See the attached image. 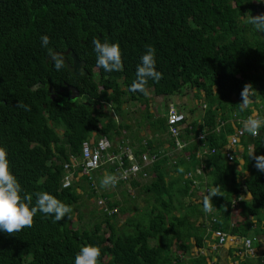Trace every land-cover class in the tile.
Returning <instances> with one entry per match:
<instances>
[{
  "label": "trees",
  "instance_id": "obj_1",
  "mask_svg": "<svg viewBox=\"0 0 264 264\" xmlns=\"http://www.w3.org/2000/svg\"><path fill=\"white\" fill-rule=\"evenodd\" d=\"M261 13L264 0H0V146L7 150L22 196L47 192L73 210L81 207L79 190L88 191L87 198L98 197L93 182L99 179L93 174L80 178L81 187L61 188L63 165L79 159L81 144L92 135L95 141L104 138L110 143L109 153L119 155L123 167L128 166L129 149L137 163L144 154L159 157L148 167L149 184L129 180L130 188L151 199L140 218L116 228L110 223L116 212H101L97 220L92 211V224L72 228L67 216L54 222L53 216L38 212L32 227L14 235L0 232V264H74L80 248L89 244L101 249L99 264H264V172L250 158L253 151L264 155V127L255 137L242 127L259 106L264 107V35H259L264 32L247 23L249 16ZM43 35L50 37L47 47L42 46ZM94 38L119 44L121 71L105 72L96 66ZM148 45L155 48L156 69L163 74L158 83L148 81V92L155 97L180 96L187 86L202 94L201 126L190 122L179 133L176 140L184 143L182 148L167 132L166 110H161L164 116L153 118L147 110L148 96L130 90ZM66 49L84 63L86 76L74 77L65 64L56 70L52 60L45 62ZM246 83L256 94L241 112L238 103ZM68 87L79 94L74 102L62 98L69 96ZM18 101L28 110L17 107ZM136 104L144 111L135 130L148 122L151 141L134 135L125 121ZM238 128L243 132L240 170L237 161L227 163L223 153L226 138ZM197 133L201 139L194 138ZM198 147L201 159L195 157ZM197 168L203 176L208 173L206 181L194 175L191 188L184 176ZM106 169L119 173L116 165ZM243 180L249 199L232 207L237 194H243L236 193ZM203 188L219 194L212 197L214 207L208 213L203 210ZM101 197L109 210L118 207L107 202V195ZM35 200L33 195V205ZM234 207L244 217L241 222L229 220ZM80 221L79 214L76 223ZM101 225L107 226L104 235ZM216 231L221 236L213 238ZM226 236L240 240L239 247H225ZM209 242L216 251L211 263V254H201L210 251L211 244L204 246Z\"/></svg>",
  "mask_w": 264,
  "mask_h": 264
},
{
  "label": "clouds",
  "instance_id": "obj_2",
  "mask_svg": "<svg viewBox=\"0 0 264 264\" xmlns=\"http://www.w3.org/2000/svg\"><path fill=\"white\" fill-rule=\"evenodd\" d=\"M247 23L251 24L257 31L264 32V13H261L255 16L253 15L249 16L247 19ZM263 35L264 34L260 33V38H262ZM41 42H42L43 47H47L50 43V37H48L47 35L41 36ZM92 44L94 45V51L96 53V66L98 68H102L105 72H113V71L122 70L123 68L122 53H121V49L118 43H110L107 40V38H104L103 42L101 41L100 38H94L92 41ZM49 51L51 52V50ZM64 52H67V54L62 55V53ZM64 52L53 53L50 58L45 60V62L52 60L53 66L55 67V69L60 70L61 67H63V64H65V67L66 65L69 66V64L72 61L70 58V55H72L77 61H79L76 55L70 50L66 49ZM66 57H68L69 61H67ZM162 78H163V74L157 71L156 69V50L153 46L148 45L146 47L145 53L141 57L140 63L137 65L136 79L132 82L130 86V90L133 92L138 91L144 94L145 96H147L149 94L148 89H147L148 81L151 79L154 82L158 83ZM68 88H71V87H68ZM67 93L69 94V92ZM255 94H256V90L251 83H246L243 86V89L241 92V102L238 103L239 110L241 112H244L246 109L249 108V106L253 102L252 98ZM17 107H23L26 110H28V106L24 105L22 101L17 102ZM169 109L174 110L171 107ZM253 113L255 114L248 116L242 122L243 130L249 133L251 137L257 136L259 134V130L262 127H264V118H262L264 117V108H261V106H259L257 111ZM257 114L259 115V117L256 116ZM183 125L185 126V128L187 127L185 118H184ZM199 136H200V133H197V135L194 138L197 139ZM240 138H239V143H240ZM90 139H93L94 143L102 142L106 146H104L105 150L101 154L100 164L97 166V168L92 170L87 176H81V177H86L90 179L91 173L100 170L99 168L102 166L107 168V166L116 165V168L118 171L121 168H128L131 164H136L141 169L140 173L142 172L145 173L146 175L145 177L149 178L150 173H147L148 167L153 162L159 160L158 155L156 157L155 155L148 156L147 154H144L140 156V162L137 163L135 162V159L132 154L133 150L129 149V150H126V154H125V156L127 157L126 159L128 162V166L123 167V161L121 157L119 155L116 156V155H112L109 153L108 149H109L110 143L106 139L101 138L95 141L92 135L90 138L85 140V142H87ZM178 142L181 143L180 140H178ZM226 146H227V143L224 146V148ZM200 150H201V147H198V152L195 153L196 159L202 158ZM241 154H242V148L241 146H238L237 148H235L234 157L230 161L226 160L227 163H231L232 160H235L237 161V164L240 167L243 162ZM7 156H8L7 150L4 147L0 146V232H4L8 235H14L15 233L23 230L26 227H29V228L32 227L34 223V217L36 216L38 212L43 213L46 216H53L54 222H59L66 216L68 217L69 220L72 218L70 215L73 211L71 206L61 202L55 196L47 192H36L34 194H25L22 196L21 195L22 186L18 182L17 177L12 173L10 169V162ZM249 156H250V153H249ZM107 157L112 158V161L107 162L106 161ZM142 157H145L146 159L145 162L142 161ZM250 158L255 160L256 162L255 167L257 168V170L260 172H264V155L255 156L254 151H253ZM79 159H76V160H79ZM118 164H121V166H119ZM106 168L104 170L105 172H106ZM179 171L182 172L183 169L181 168L179 169ZM207 174L208 173H205V175L203 176L200 168H197L194 171V174L193 173L185 174L184 179L190 180L191 188H192L196 184L195 180L191 179L192 176L194 175L202 176L203 177L202 182L204 183L206 181ZM140 177L141 175L138 174L136 178H130L129 180H133L137 182L136 181L137 178H140ZM145 177H142V178H145ZM80 178L78 179L77 182H79ZM129 180L127 181L128 183H129ZM62 183H63V178L61 180L62 189L68 188L71 185H73V183H71V185L69 186L62 187ZM100 183H101V187H104V188L112 187L118 183V178L116 174H107L102 178ZM137 183L139 184V182ZM200 192H201V197L203 199V210L205 212L213 211L214 206L212 203V197L219 195L218 192L211 188H203ZM33 195H35L36 197L35 205L32 204ZM241 195L242 194H240V196ZM247 197H248V194H247ZM242 200H245V199H241L239 197V194H237V198L232 200V206L234 205L235 202L242 201ZM106 209L109 210L107 208V204H106ZM210 225H212V223ZM210 225L208 226V229L211 228ZM216 233L219 236H221L218 231L214 232L212 236H214ZM226 237H224L225 246L229 242ZM209 244L212 245V242H209L207 244L208 247H209ZM232 246H233V243H232ZM234 247H237V246H234ZM214 248H215V245L213 244L212 248L210 249H214ZM208 254H210V251L208 252ZM100 255H101V249L99 248V246L91 245V244L82 246L75 256L74 264H99Z\"/></svg>",
  "mask_w": 264,
  "mask_h": 264
},
{
  "label": "rangeland",
  "instance_id": "obj_3",
  "mask_svg": "<svg viewBox=\"0 0 264 264\" xmlns=\"http://www.w3.org/2000/svg\"><path fill=\"white\" fill-rule=\"evenodd\" d=\"M260 35V34H259ZM190 88L183 87L181 90V94L180 96H169V97H155L153 96V94L151 92H149L148 99H149V106H147V110L148 112L153 116V118H159L164 116V114H166L165 112L162 113V111L166 112L169 110V108H173L174 110H176V108L178 110H180V113L184 116L185 120H186V124L188 125L190 122H195L196 123V127L201 126L200 124V119L202 116V110H203V105H201V97L202 94H199L196 91H192L189 90ZM66 102H69L67 100H65ZM72 102V101H71ZM137 105V104H136ZM264 108V107H261ZM103 112L108 113L109 114V110L106 107H103ZM130 113L128 116V119H126L125 121H127V123L130 125V131L135 135H137V137H143L144 141H151L150 138L153 137V135L150 133L149 130V124L148 122L143 121L142 122V129L139 131L135 130V122H137L139 120V116L141 113H143L144 111V106L143 105H137L135 107H130L129 109ZM189 111H192V113H189ZM115 123H119L120 120L118 118H115ZM117 121V122H116ZM122 122H124L122 120ZM198 130V128H197ZM152 133H154L153 131H151ZM57 134H60V131L56 132ZM165 136V135H164ZM166 137V136H165ZM165 137H161V140L164 142L165 140H167ZM228 140V138H226ZM153 141V139H152ZM116 145V143H113ZM238 146H241L240 143ZM238 168H240L238 166ZM105 169H100L98 171H95L93 173H91V175L93 174L94 176V180H97L95 178L99 179V183L101 182L102 178L109 174L108 169H106V172L104 171ZM240 170V169H237ZM150 176V175H149ZM246 176V175H245ZM80 177V176H77ZM136 178V177H133ZM150 178L145 177V178H137V182H139V185H147L149 184V180ZM243 180L241 182L240 187L238 188L237 192H243V194L239 197L241 199H245L248 200L249 196L247 197V194H245V184H244ZM78 183V182H77ZM77 183H73V185L81 187V182ZM99 183H97L96 181L93 182V190L96 191V195H98V197L96 196V198H87V195L89 194L88 191L86 192H82L78 189L77 192L81 194V207L78 209L73 210L72 212V218L70 219V225L72 228H81L83 225H86V222H88L89 224H92L93 222H91L92 220H96L94 218H91L89 216V213L94 211L97 217V220L99 219V217L101 216V208L98 205V202H103L104 205L103 207H106V202L105 200L101 197V195H107V202L111 205H116L118 207L110 210L115 213V219L112 218L110 220L111 224H114V226H116V228H120L122 225H124L130 218H140L142 215L145 214L147 208L146 206H149V203H151V199H149L144 193H140L138 189H132L130 188L129 183H125V184H121L119 186H115V187H101L100 185H98ZM101 184V183H100ZM175 192V191H173ZM95 197V196H94ZM233 207V206H232ZM120 209L123 210V212H120ZM118 210V211H117ZM216 210V209H215ZM214 210V211H215ZM208 213V212H207ZM206 213V214H207ZM81 216V221L76 223V218L77 216ZM111 216V215H110ZM210 219H213L212 217ZM229 220L231 221V223H234L235 221L239 220L240 222L242 220H244V217H242V215L239 214V209L234 207L231 211H230V216H229ZM197 223H199V220L197 221ZM106 225H101V232L102 235L107 233V229H106ZM211 227V225H210ZM208 229V227H207ZM207 232V231H206ZM104 233V234H103ZM213 237H217V235H214ZM228 239V243L226 244L225 247H229L232 246V243H235V246L239 247L240 244V240H234L233 238L230 237H226ZM232 241V243H231ZM208 243L204 244V246L206 247ZM237 247H230V248H237ZM207 249V247H206ZM172 252H174L175 248L171 247ZM191 252V256H194L193 253H195V251L193 249L190 250ZM202 255H206V256H211L209 257L210 260L209 262H215L214 259V254H216V251L213 249H210V254H208V252H202ZM208 258V259H209ZM231 263V260L229 261ZM209 264V263H208Z\"/></svg>",
  "mask_w": 264,
  "mask_h": 264
},
{
  "label": "built area",
  "instance_id": "obj_4",
  "mask_svg": "<svg viewBox=\"0 0 264 264\" xmlns=\"http://www.w3.org/2000/svg\"><path fill=\"white\" fill-rule=\"evenodd\" d=\"M183 122L184 116L182 114L176 113L172 109L167 111V132L170 134V137L175 140L174 145L178 148L184 147V143H180L178 140H176L179 133L185 128ZM242 134V130L237 129L235 134L228 138L227 146L223 149V153L227 161H230L234 157L235 148L238 147L239 138L242 136ZM197 139H201V135ZM104 146L106 145L102 142L94 143L93 139L84 142L81 145L80 159H70L68 163L63 166L65 176L63 178L62 187L69 186L71 183H76L81 176H87L92 170L96 169L100 164L101 154L105 150ZM145 160V157H142V161L145 162ZM106 161L111 162L112 158L107 157ZM118 165L121 166V164ZM77 170H79L77 176L80 177H75ZM118 171V183L121 182L122 184L126 183L130 178L136 177L138 174H140L141 177L146 176L145 173H140L141 169L136 164H131L128 168H121ZM98 205L100 206L101 211L106 213L108 216L115 213L113 211L110 212L106 209V207H103V202H98ZM215 235L219 236L217 233Z\"/></svg>",
  "mask_w": 264,
  "mask_h": 264
},
{
  "label": "water",
  "instance_id": "obj_5",
  "mask_svg": "<svg viewBox=\"0 0 264 264\" xmlns=\"http://www.w3.org/2000/svg\"><path fill=\"white\" fill-rule=\"evenodd\" d=\"M67 52L62 53V55H66ZM71 63L69 66L66 65L67 71L73 75L74 77H84L86 76V72L83 69L84 64L82 62L77 61L72 55H70ZM37 85L33 86L31 90H35ZM67 92H69L68 101H74L78 98V93L74 88H68ZM52 99V98H51Z\"/></svg>",
  "mask_w": 264,
  "mask_h": 264
},
{
  "label": "flooded vegetation",
  "instance_id": "obj_6",
  "mask_svg": "<svg viewBox=\"0 0 264 264\" xmlns=\"http://www.w3.org/2000/svg\"><path fill=\"white\" fill-rule=\"evenodd\" d=\"M66 92H67V91H66ZM62 98H64V99L66 98V99L68 100V97H62Z\"/></svg>",
  "mask_w": 264,
  "mask_h": 264
},
{
  "label": "crops",
  "instance_id": "obj_7",
  "mask_svg": "<svg viewBox=\"0 0 264 264\" xmlns=\"http://www.w3.org/2000/svg\"><path fill=\"white\" fill-rule=\"evenodd\" d=\"M162 150H165V148H163Z\"/></svg>",
  "mask_w": 264,
  "mask_h": 264
}]
</instances>
